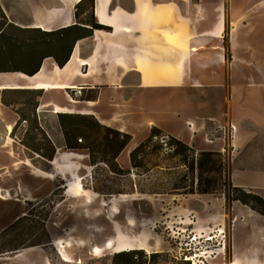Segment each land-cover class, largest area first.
Listing matches in <instances>:
<instances>
[{"label": "rangeland", "instance_id": "1", "mask_svg": "<svg viewBox=\"0 0 264 264\" xmlns=\"http://www.w3.org/2000/svg\"><path fill=\"white\" fill-rule=\"evenodd\" d=\"M252 24V31L242 32L250 49L237 43L225 47L231 23L225 37L214 33L210 49L199 50L213 60H189L193 79L178 89L142 90L134 80L127 89L87 92L98 95V112L113 118L115 105L136 100H145L149 109L186 105L193 111L184 130L158 126L198 149L227 152L233 184L264 198V15ZM243 52L251 65L242 60ZM0 111V264H110L130 240L149 254L161 253L163 264H264V215L250 206L229 204L223 193L142 195L140 190L161 188L164 180L114 176L90 166L83 151L62 148L73 157L53 165L19 142L23 127L16 139L11 136V122L2 115L12 113L1 95ZM44 116L51 127L56 123ZM138 125L127 131L132 145L151 128ZM125 158L120 163L127 169ZM144 238L150 240L146 245L140 243ZM110 241L113 247L107 246ZM21 252L24 258L16 259Z\"/></svg>", "mask_w": 264, "mask_h": 264}, {"label": "crops", "instance_id": "2", "mask_svg": "<svg viewBox=\"0 0 264 264\" xmlns=\"http://www.w3.org/2000/svg\"><path fill=\"white\" fill-rule=\"evenodd\" d=\"M80 1L0 0V5L15 25L50 32L77 23L75 7ZM260 15H264V0H96L97 21L109 27V31H95L92 37L77 42L63 68L53 58H47L34 76L20 72L6 73L25 79L19 84L24 88L6 89L43 92L37 113L41 128L57 147L56 158L65 148L58 114L94 115L103 125L123 132L113 117L98 112V106L93 111L88 107L89 102H99L98 99L85 101L83 106L81 103L84 101L75 100L70 92L75 94L84 88L86 92L119 87L127 89L134 87V80H138L136 87L142 90L178 89L186 83L184 81L193 79L189 60H213L199 50L210 49L214 44V33L225 37L229 23L230 46L237 43L250 49L243 44L242 32L252 31V21ZM200 54L205 58H201ZM242 60H248L251 65V59H246L244 52ZM3 106L12 113V116L2 115L4 122H11L7 126H11V131L19 115ZM45 114L55 119L52 127L45 121ZM23 127L24 135L27 126ZM127 148L119 157V163ZM125 161L130 162L127 157Z\"/></svg>", "mask_w": 264, "mask_h": 264}, {"label": "trees", "instance_id": "3", "mask_svg": "<svg viewBox=\"0 0 264 264\" xmlns=\"http://www.w3.org/2000/svg\"><path fill=\"white\" fill-rule=\"evenodd\" d=\"M75 18L76 24L50 32L22 28L9 20L0 5V74L20 72L34 76L47 58H53L63 68L77 42L92 37L95 31L110 30L97 21L96 0L77 3ZM228 40L226 36L224 45L227 49L230 48ZM70 93L78 101L98 99L97 94L89 95L85 88ZM42 94L41 90L4 89L1 102L19 115L11 136L14 138L18 129L27 126L20 143L51 163L55 160L57 147L40 126L37 110ZM58 119L65 149L85 151L93 168L100 167L114 176L135 175L164 180L161 188L140 190L142 195L223 193L227 203L240 202L264 215V198L233 184L231 158L227 152L198 149L153 125L148 135L129 153L130 168L126 169L119 163V157L132 142L131 134L103 125L94 115L58 114ZM162 257L161 253L149 254L144 249H133L116 252L109 260L110 264H163Z\"/></svg>", "mask_w": 264, "mask_h": 264}, {"label": "bare ground", "instance_id": "4", "mask_svg": "<svg viewBox=\"0 0 264 264\" xmlns=\"http://www.w3.org/2000/svg\"><path fill=\"white\" fill-rule=\"evenodd\" d=\"M24 80L25 79L19 75L0 74V91L6 88H24L23 86L19 85ZM184 82L189 83L190 81L186 80ZM99 104L100 102H89L88 107H90V109L92 110L96 106H99ZM151 106L153 108L151 107V109H149L148 107L150 106H147L145 104V100H142V101L136 100V102L135 101L131 103L129 102V103H126L125 105H115L114 110H115L116 116L113 118V121L119 127V129L122 130L123 132H127L130 130L132 131L136 130L140 126L138 124L142 122L148 123L149 126L163 125V126L176 128L175 131L180 132L184 130L185 128L186 120H187L186 117L188 116V112L193 111L191 108L187 107L186 105H183L181 108H177L176 106L172 105L170 106L171 108H168V109L154 107V105H151ZM97 116L100 119H103L102 115L98 114ZM156 116L161 117V119H158ZM134 146L135 145H132L131 147L127 148V155H126L127 159H129V153ZM72 157H73L72 153L59 152L55 160L51 163L53 165H56L61 160H65V159L72 158ZM124 158H122L121 160L124 161ZM80 187H81V191H83L82 183L80 184ZM135 224L136 223L132 221L130 226L134 227ZM259 227H261V225H259ZM259 227L257 226L255 229H259ZM149 242L150 240L147 238L140 240V243L143 245L144 244L146 245ZM114 244H115L114 241H110L107 246L113 247ZM127 245L128 246L122 247L117 252L138 249L139 244H136L135 240H130V241H127ZM142 249L146 250L147 248L143 247ZM23 254L25 255V253L23 252L19 253L16 259L24 258Z\"/></svg>", "mask_w": 264, "mask_h": 264}, {"label": "built area", "instance_id": "5", "mask_svg": "<svg viewBox=\"0 0 264 264\" xmlns=\"http://www.w3.org/2000/svg\"><path fill=\"white\" fill-rule=\"evenodd\" d=\"M233 130H235V131H236V127H235V126H233Z\"/></svg>", "mask_w": 264, "mask_h": 264}]
</instances>
